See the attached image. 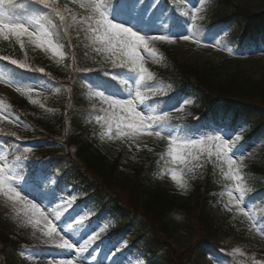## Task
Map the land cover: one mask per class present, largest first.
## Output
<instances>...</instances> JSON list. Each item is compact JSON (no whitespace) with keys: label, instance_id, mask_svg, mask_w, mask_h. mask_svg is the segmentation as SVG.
Returning <instances> with one entry per match:
<instances>
[{"label":"trees","instance_id":"1","mask_svg":"<svg viewBox=\"0 0 264 264\" xmlns=\"http://www.w3.org/2000/svg\"><path fill=\"white\" fill-rule=\"evenodd\" d=\"M56 3L61 5V11L67 8L77 16L75 23L69 17L65 25V37L57 16L40 13L52 24L58 25L53 31L58 33L60 43L68 41L75 44L74 48L67 50L64 64L56 63V68H52L48 61L40 60L33 53V47L28 46L27 40L22 38L21 44L15 37H11L5 46L0 44V78L6 77L11 81L25 80L28 72L17 63H12L13 60L22 61L23 65L30 63L36 67H44L48 69L49 76L53 74L59 77H63L67 62L71 64L72 60L76 59L79 65L86 69L111 66L120 68V56H110L107 51H97L101 48L100 42L94 43L83 31L84 26L79 23L81 17L78 5L72 0H57ZM219 3L229 4L228 0H219ZM64 14L69 15L67 11H64ZM241 14L245 15V20L251 19L238 35L239 38H246L254 32L257 24L264 20V14ZM202 27H206L205 22L199 24L198 30H203ZM156 47L163 55L165 68L152 72V78L168 85L167 89L171 93L167 98L174 97L178 101L185 92L194 97L193 102L169 117L173 120L193 122L196 114L205 119L210 116H230L250 127L249 137L264 136V78L253 79L240 70L223 77L218 65L194 67L177 59L168 42ZM88 95H91L89 91L76 85L70 97L69 107L41 100L33 101L26 95L20 103L14 105V109L18 113L24 110L33 130L22 131L0 120V139L21 150L20 146L24 144L25 138L47 145L48 150L46 156H43V162L52 168L62 186H68L72 181L76 183L78 198H93L92 211L105 208L116 214L120 220L141 219L145 216L151 232H138L137 239L140 240L141 248L151 254L160 252L167 264H179L173 259V253L168 250L167 243L179 231L196 233L211 242L212 247L227 256L231 264H264V247L249 241L244 230H239L228 222L218 221L210 210L213 204H221L219 192L225 186V173L228 172L224 164L199 156L196 160L191 157L192 160L183 166L179 164L178 167L170 169L171 167L166 165V146L157 141L154 147L150 148L148 140L138 135L135 141L128 139L130 144H114L107 149L99 146L98 142L105 144L103 135L106 119L93 114V110L97 109L91 107L93 101H87ZM151 96L153 95L149 97ZM100 112L104 110L101 109ZM59 131L65 132L66 140L74 146L72 156L65 155L64 151L58 148L49 147ZM97 137L100 141H97ZM22 162L31 165L33 160L29 161L28 156L24 155ZM171 171H176L179 182L167 180L171 185H164L161 180ZM244 183L246 191L255 193L264 202V163L250 165L245 170ZM123 197L127 200L122 201ZM261 209H264V206ZM129 212H133L136 217H132ZM5 219L0 217V224ZM7 236L0 230V240L12 244L13 240ZM7 248L2 247V255ZM0 260V264H15L12 257L6 255Z\"/></svg>","mask_w":264,"mask_h":264},{"label":"rangeland","instance_id":"2","mask_svg":"<svg viewBox=\"0 0 264 264\" xmlns=\"http://www.w3.org/2000/svg\"><path fill=\"white\" fill-rule=\"evenodd\" d=\"M52 1L55 3V0ZM178 1L182 4V12L188 17L186 20L187 30H182L174 23L173 16L169 12L164 11L165 2L163 0H121L113 6L109 4L106 9L110 18L123 22L126 26L133 27L134 30L140 31L141 34L171 36V41H166L170 45L173 55L191 66L205 67L215 64L220 67L219 71L223 74V77L226 74L240 70L242 73L250 75L253 79L264 78V38L262 36L264 21L257 25L256 36L246 41L245 46L242 48L243 51L233 49L225 41V38L231 40L232 36L239 35L243 30V23L245 24L246 22H243L245 15L241 13L250 12L255 15L264 13V0H228L229 4L226 5L220 4L219 0ZM0 11L5 10L0 8ZM202 21L212 25H217L219 22L221 24L215 34L200 37L191 31V26ZM63 26L65 25L63 24ZM64 29L65 27L62 29L63 34L67 37ZM177 35H188L190 39L183 40ZM0 41H2L1 45H6L7 43L3 37H0ZM162 41H149V44L157 45L162 43ZM152 48H150L151 51L146 50L141 54L145 67L148 68L149 72L165 68L162 55L158 50ZM36 51L38 52V54L36 53L37 55L44 59L52 60L53 63L57 59L51 52H45L40 47L36 46ZM82 72V68L77 66V62H74L72 72L67 74V83H64L63 80L59 81L57 78L51 83L34 80L29 85V88H32L33 94L40 98L42 102H55L61 107H69L70 99L68 97L71 88L79 84L86 87L85 83L88 76ZM137 79L138 76L136 74L133 77L129 76L128 80L131 82L130 90L126 95H119L116 92L113 94L115 95L114 97L118 99L130 98V92L134 95L135 81ZM153 86L160 90V84L156 83ZM8 89L13 90L15 94L2 88H0V91L11 102L20 101L22 97L20 92L12 88ZM86 99L87 101L96 100L91 95H88ZM182 101L192 102L193 97L186 94L183 96ZM63 108L61 109L63 110ZM171 108L174 107L172 106ZM138 110L157 116L162 113L156 106L147 101L138 106ZM1 114L13 119L12 123L5 120L9 124L18 126L25 131L30 130L31 126L27 121L29 117L24 110L18 113V116L9 110H2ZM241 124L238 123L236 128H230L227 120L198 121L195 125L194 133L187 136L182 134L180 131L181 127L178 124L162 122L157 124V127L162 131V137L155 136L151 130L142 131L138 135L148 140L147 143H149L150 148L154 147L157 141L160 145L166 146V149H168L167 156L175 167H178L177 164L181 162L180 157L185 161L183 163H186L190 156L187 154L192 152V150H188L191 147L186 149L176 147V145H182L189 140L201 141V143H197L192 147L200 148L202 152L208 155L214 153L221 159H225L222 155H218L220 150L216 145L219 144V141H209L207 139L210 136H220L222 140L228 142L230 146L229 156L236 160V166L240 168V175L242 176L241 171L245 173L248 165L264 163V137L258 139L245 137L249 133V128ZM169 134L176 138V144L172 145L178 157L176 160H173V157L169 155ZM119 137H122V135H119ZM110 138H112V134L107 133L105 141L109 143L108 145H112L113 142L117 146L126 142L129 143L128 139L125 140V138L114 139L115 141L110 140ZM52 140L53 142H58L54 148L58 147L64 151L65 155L72 156L75 148L66 140L65 132L59 131ZM97 141H100L98 137ZM98 144L103 147L100 142ZM36 148L41 153L46 152V147ZM0 157H4V161L7 164L9 163L7 158L8 150L2 144H0ZM225 161L227 160L225 159ZM13 168L15 170V167ZM173 172L176 171L168 172L165 175L166 178H162L161 181L164 185H171L167 180H173ZM39 182L40 185L36 181L22 182L14 178L11 183L14 187H17V191L23 197V200L19 202H16V197H13V200H9L6 196L0 194V217L6 218L0 224V228L2 227L0 230L8 235L7 238L13 240L12 244L0 240V259L5 258L6 255L7 257H12L15 264H59L61 260H72L73 264H80L81 260H83L84 264H113L114 261L119 262V264H166L161 255H143L142 252H138L139 242H137V239L136 241L133 240L136 238L137 229L143 230L145 233L151 232L145 216L141 217V219L128 220V222L119 221L117 225L126 228L125 234L112 242L109 237L103 236L105 225L89 223L87 213L79 204L75 205L70 197L55 191L51 176H40ZM225 184L229 186L220 191L219 199L221 204L215 203L211 206L212 214L218 221L228 222L239 230H244L249 241L264 247V240L261 237L264 234V231H262L264 230V224H261L260 217L255 219L253 202L244 198L241 205L244 212L251 216V219H249V216H245L235 207L239 193L235 191L236 181L232 180L229 174L226 175ZM242 185H245L243 178ZM29 200L32 203H36L40 211L44 213V216L52 220L61 236H65L66 239H69L75 245L73 249H60L57 247L61 243L59 237L53 242L52 239L45 235L47 231L45 220L40 213L34 212L30 206H24ZM121 200L125 201L127 199L123 197ZM54 210L60 213L61 217L59 220L53 219ZM26 212L28 213L27 215H25ZM129 213L133 215V212ZM133 217H136V215H133ZM115 220L116 217H113V219L111 217L110 221L113 222ZM34 221H38V223H34ZM101 229L104 230L101 232ZM88 240L92 242L88 244L85 251H89L90 254L82 257L81 253H77L76 249L84 245ZM167 243L169 245L168 250L173 253V259L179 264H227L225 259L213 251L212 243L199 237L196 233L188 234L179 231ZM4 246L8 248L2 255V247Z\"/></svg>","mask_w":264,"mask_h":264},{"label":"snow or ice","instance_id":"3","mask_svg":"<svg viewBox=\"0 0 264 264\" xmlns=\"http://www.w3.org/2000/svg\"><path fill=\"white\" fill-rule=\"evenodd\" d=\"M12 2L13 0H7L9 4ZM72 2L78 5L80 10L81 18L79 23L81 26H84L83 31L92 38L94 43L96 41L100 42L101 48H98L97 51H107L110 53V56H120L122 63L119 67L130 69L138 76V79L135 81L134 95L130 92V98L118 99L110 95H105L103 92L97 93V95L103 97V101L107 106L105 112L109 131H112L111 125L114 123L116 126V134L122 135L132 141H135L137 135L145 130H151L155 136L162 137V131L157 127V124L160 121H167L168 114L157 116L146 114L144 111L138 110V106L147 101L150 95H156L159 91L150 83L153 78L148 68L145 67L141 54L146 50L151 51L149 41H171L172 37L168 35L141 34L140 31L134 30L133 27L126 26L125 23L110 18L104 0H72ZM4 3L5 0H0V5ZM33 3L38 4L42 8L50 9L51 12L49 15L57 16L61 24L67 25L69 17L74 23L77 21V16L67 8L64 9V11L69 13V15L66 16L64 11H61V5L59 3L53 4L50 3L49 0H33ZM41 19L44 23H38L32 19H13L7 11H0V37L10 39L14 36L21 44H23L22 38L27 37L30 43L42 48L45 52H51L54 57L59 56L60 59L63 60L68 54L67 50L69 48H74L75 44L68 41L60 43L57 38L58 33L53 31L58 25L52 24L46 17H42ZM64 31H67L66 27ZM77 31H79V29H77ZM177 36L183 40L190 39L188 35ZM12 63L15 64L16 61L13 60ZM113 63L115 65V61H113ZM20 67L23 68L25 65L21 64ZM39 71L43 72V69ZM85 71H91V69H85ZM141 89H143V91H141ZM22 90L21 88H17V91ZM27 91L31 92L32 88L27 89ZM117 109H119V111H117ZM0 120H8L9 123L13 122V119L2 114H0ZM207 139L209 141H219V144L216 145L220 150L218 151V155H222L227 160L230 178L236 181L235 191L239 193L235 207L245 216H249L247 212H244L241 206L244 201L246 189L242 185V176L240 175V168L236 166V160L229 156L230 146L228 142L222 140L220 136H210ZM197 143H201V141L189 140L182 145H176V147L187 149ZM175 144L176 138L169 134V155L173 157V160L178 158L175 153V148L172 147V145ZM28 151H31V148H29ZM180 159L182 163L185 162L182 157H180ZM15 175L14 168L4 161V157H0V194L6 196L9 200H13V197H16V202H19L23 200V197L20 196L17 187H14L11 183ZM172 179L179 182V178L175 172L172 173ZM181 187H183V185H181ZM24 206H30L34 212L40 213L41 217L45 220V227L47 229L45 235L52 239L53 242L59 237L61 243L57 245L58 248L71 250L75 247L69 239L60 235L57 226L52 223V220L44 216V213L40 211L36 203H32V201L29 200ZM27 214L26 212L25 215ZM60 217V213L54 210L53 219L59 220ZM249 219H251V216H249ZM34 223H38V221H34ZM103 230L104 229H101V232ZM91 242V240H88L84 245L77 248V253L84 252ZM59 264H73V261L61 260ZM80 264H84L83 260H81ZM113 264H119V262L114 261Z\"/></svg>","mask_w":264,"mask_h":264},{"label":"bare ground","instance_id":"4","mask_svg":"<svg viewBox=\"0 0 264 264\" xmlns=\"http://www.w3.org/2000/svg\"><path fill=\"white\" fill-rule=\"evenodd\" d=\"M7 92H10V93H12V94H14L12 91H10V90H7Z\"/></svg>","mask_w":264,"mask_h":264}]
</instances>
